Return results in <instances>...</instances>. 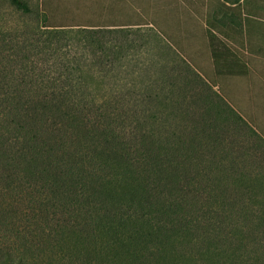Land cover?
<instances>
[{
  "label": "trees",
  "instance_id": "1",
  "mask_svg": "<svg viewBox=\"0 0 264 264\" xmlns=\"http://www.w3.org/2000/svg\"><path fill=\"white\" fill-rule=\"evenodd\" d=\"M54 31L68 33L48 32L52 45ZM84 31L77 41L95 46ZM156 34L185 66L159 72L171 81L157 94L168 116L144 106L84 116L71 98L74 67L48 85L27 60L59 49L25 44L27 72L1 90L0 199H29L37 226L17 230L23 250L0 264H264V138Z\"/></svg>",
  "mask_w": 264,
  "mask_h": 264
},
{
  "label": "rangeland",
  "instance_id": "2",
  "mask_svg": "<svg viewBox=\"0 0 264 264\" xmlns=\"http://www.w3.org/2000/svg\"><path fill=\"white\" fill-rule=\"evenodd\" d=\"M24 1L39 13L38 17L34 16L35 21L16 11L7 0H0V98L3 97L1 90L9 88L11 76L15 74L22 79V74L27 72L22 52L27 55L25 44L33 39L34 43L39 40L41 50L47 49L48 44L50 49H59L61 57H56L53 50L45 51L39 57H32L30 62L27 60L28 66L37 76L43 75L48 85L65 83L62 74L69 66L74 67L76 72L68 73L74 86L71 98L84 107V116H103L108 108L116 112L131 108L133 113L142 106L152 116H168L157 110V94L171 81H162L159 72L164 67L185 66L179 65L171 53L159 46L156 31L127 3L123 1L120 5L115 0ZM27 23L40 29V37L33 29L29 30L32 27L28 28ZM46 25L52 27L46 29ZM83 29L84 36L94 41L95 46L77 41V32ZM52 30L68 33L54 31L58 33V44L52 45L54 35L48 34ZM123 45L124 50L121 49ZM199 93L205 92L200 89ZM183 95L190 96L189 93ZM2 111L0 116H3ZM16 201L6 197L0 199V254L17 256L25 241L17 237V230H34L37 226L34 215H27L31 210L29 199L21 205L18 199Z\"/></svg>",
  "mask_w": 264,
  "mask_h": 264
},
{
  "label": "crops",
  "instance_id": "3",
  "mask_svg": "<svg viewBox=\"0 0 264 264\" xmlns=\"http://www.w3.org/2000/svg\"><path fill=\"white\" fill-rule=\"evenodd\" d=\"M143 17L264 138V0H115Z\"/></svg>",
  "mask_w": 264,
  "mask_h": 264
}]
</instances>
